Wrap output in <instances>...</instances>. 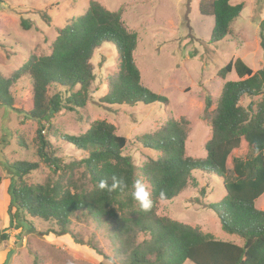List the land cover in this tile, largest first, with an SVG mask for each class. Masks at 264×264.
I'll use <instances>...</instances> for the list:
<instances>
[{
	"label": "trees",
	"instance_id": "trees-1",
	"mask_svg": "<svg viewBox=\"0 0 264 264\" xmlns=\"http://www.w3.org/2000/svg\"><path fill=\"white\" fill-rule=\"evenodd\" d=\"M233 1L199 0L200 12L213 18L210 42H218L230 32L231 22L243 6ZM122 12V6L109 10L90 0L81 15L56 28L46 54L30 53L8 77L0 75V106L12 109L10 87L21 78L29 80L21 113L37 123L34 140L38 160L6 164L10 174L3 191L8 200L7 228H22L27 225L26 217H31L51 223L49 231L61 235L70 233L71 218L80 212L113 227L111 235L117 242L113 264H264V210L255 206L264 193V98L255 106L252 102L240 104L242 96L264 91V67L255 70L236 58L219 69L218 76L223 78L233 71L237 79L224 82L213 110L209 111L210 96L205 97L203 118L211 129L204 145L205 157L186 155L188 122L183 117L167 120L158 130L136 137L142 147L159 153L138 168L152 193L150 211L141 210L131 195L137 167L123 154L127 139L116 133L112 123L94 120L83 133L64 136L85 153L84 157L64 163L55 155L45 131L53 129L51 118L57 112L69 113L86 105L94 80L93 54L103 43L115 47L118 71L100 103L166 102L164 96L141 82L133 55L137 33L126 28ZM21 26L27 29L30 24L22 21ZM259 37L264 48V19ZM244 147L253 149L254 154L238 156ZM40 163L50 168L51 175L43 182L27 183L28 175ZM228 168L235 176L232 181H226ZM192 171L223 179L224 196L209 207L222 231L240 238L241 244L218 240L197 226L158 214L160 202L183 191ZM113 178L122 179L127 187L114 191L98 188L101 180L111 185ZM7 238L4 229L0 241ZM32 255V264H42L37 253Z\"/></svg>",
	"mask_w": 264,
	"mask_h": 264
},
{
	"label": "rangeland",
	"instance_id": "rangeland-1",
	"mask_svg": "<svg viewBox=\"0 0 264 264\" xmlns=\"http://www.w3.org/2000/svg\"><path fill=\"white\" fill-rule=\"evenodd\" d=\"M90 0H0V75L8 77L22 65L30 53L44 55L56 36V28L63 27L72 17L81 15ZM109 10L123 7L122 20L130 31L137 33L134 60L140 79L152 92L166 98V102L135 104L100 103L107 92V84L115 79L118 55L112 43H103L92 58L94 80L91 94L82 108L69 113L61 110L53 115V129L45 131L64 163L85 156L65 141L66 135L83 133L94 120H105L115 126L127 143L123 154L136 165V179L142 178L139 167L149 157L159 153L142 147L135 140L141 134L158 130L167 120H187L186 155L205 157V142L210 138V126L203 118L204 100L210 96L213 110L224 82L236 80L231 71L217 75L230 60L240 58L257 70L264 67V48L260 42V23L264 19V0H234L243 6L230 25V32L218 42H210L212 16L202 14L199 0H95ZM30 24L24 29L21 22ZM29 80H17L9 89L13 109L0 106V177L2 187L9 183L7 162L37 161L35 132L37 123L24 118L21 100L29 88ZM63 97V95H62ZM264 98V91L254 96H242L246 106ZM241 158L254 154L250 147L242 148ZM50 168L43 163L27 177V183L43 182ZM54 177V175H53ZM235 179L227 169V180ZM0 186V232L6 229L8 238L0 241V264H32V253H37L42 264H113L117 256V242L113 227L95 222L90 215L77 212L70 223V233L50 232L52 224L26 217L22 228H7L8 200ZM224 196L223 179L198 171L191 172L186 188L170 200L161 201L159 215L197 226L216 239L241 244L235 235L224 233L219 220L209 205L217 204ZM264 210V193L255 202ZM29 220V222H28ZM75 238H74V237ZM78 240L79 242H77ZM96 248L102 254H99ZM112 257V258H111ZM186 264H192L187 262Z\"/></svg>",
	"mask_w": 264,
	"mask_h": 264
},
{
	"label": "clouds",
	"instance_id": "clouds-1",
	"mask_svg": "<svg viewBox=\"0 0 264 264\" xmlns=\"http://www.w3.org/2000/svg\"><path fill=\"white\" fill-rule=\"evenodd\" d=\"M125 187H127V185L122 179L116 180L115 178H113V183L111 185H109L106 180H101L98 183V188L100 190L106 189L108 191H114L117 188ZM131 195L133 199H135L139 203V207L141 210L147 212L150 211L153 207L152 193L150 192L142 178H137L133 182V191L131 192ZM164 195L165 194L163 192L160 193L161 198H164Z\"/></svg>",
	"mask_w": 264,
	"mask_h": 264
},
{
	"label": "crops",
	"instance_id": "crops-1",
	"mask_svg": "<svg viewBox=\"0 0 264 264\" xmlns=\"http://www.w3.org/2000/svg\"><path fill=\"white\" fill-rule=\"evenodd\" d=\"M6 184H4V188H5ZM1 187H2V184H1ZM4 188L2 187L3 191H4ZM3 197H4V193H3Z\"/></svg>",
	"mask_w": 264,
	"mask_h": 264
}]
</instances>
